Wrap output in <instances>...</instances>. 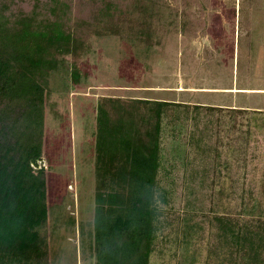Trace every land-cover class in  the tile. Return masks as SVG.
Returning a JSON list of instances; mask_svg holds the SVG:
<instances>
[{
  "label": "rangeland",
  "instance_id": "1",
  "mask_svg": "<svg viewBox=\"0 0 264 264\" xmlns=\"http://www.w3.org/2000/svg\"><path fill=\"white\" fill-rule=\"evenodd\" d=\"M156 1L152 16L133 12L114 31H93L80 84L70 70L50 78L40 264H96L103 98L182 104L163 114L158 187L165 200L150 264H248L247 252L218 238L214 218L242 223L249 218L242 211L254 208L264 219V0Z\"/></svg>",
  "mask_w": 264,
  "mask_h": 264
},
{
  "label": "trees",
  "instance_id": "2",
  "mask_svg": "<svg viewBox=\"0 0 264 264\" xmlns=\"http://www.w3.org/2000/svg\"><path fill=\"white\" fill-rule=\"evenodd\" d=\"M156 4L0 0V264H40L46 255L40 229L49 217L47 172L35 169L32 160L43 156L50 78L70 70L73 83L80 84L79 66L90 52L93 31H114L133 12L152 16ZM146 37L150 40V34ZM180 106L162 100L99 102L96 264H150L165 200L158 187L163 114ZM242 213L249 217L242 223L229 216L214 218L218 238L237 254L247 252L248 264H259L263 215L254 208Z\"/></svg>",
  "mask_w": 264,
  "mask_h": 264
},
{
  "label": "water",
  "instance_id": "3",
  "mask_svg": "<svg viewBox=\"0 0 264 264\" xmlns=\"http://www.w3.org/2000/svg\"><path fill=\"white\" fill-rule=\"evenodd\" d=\"M43 161V159L42 158H40V159H38V160H32V166L35 168V169H41V167H40V162H42Z\"/></svg>",
  "mask_w": 264,
  "mask_h": 264
},
{
  "label": "crops",
  "instance_id": "4",
  "mask_svg": "<svg viewBox=\"0 0 264 264\" xmlns=\"http://www.w3.org/2000/svg\"><path fill=\"white\" fill-rule=\"evenodd\" d=\"M170 90V89H169ZM261 252H264V244H263V247H262V249H261Z\"/></svg>",
  "mask_w": 264,
  "mask_h": 264
}]
</instances>
